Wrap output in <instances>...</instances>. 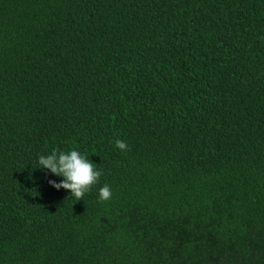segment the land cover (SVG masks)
I'll use <instances>...</instances> for the list:
<instances>
[{
  "label": "trees",
  "instance_id": "trees-1",
  "mask_svg": "<svg viewBox=\"0 0 264 264\" xmlns=\"http://www.w3.org/2000/svg\"><path fill=\"white\" fill-rule=\"evenodd\" d=\"M0 264H264V0H0Z\"/></svg>",
  "mask_w": 264,
  "mask_h": 264
},
{
  "label": "clouds",
  "instance_id": "clouds-1",
  "mask_svg": "<svg viewBox=\"0 0 264 264\" xmlns=\"http://www.w3.org/2000/svg\"><path fill=\"white\" fill-rule=\"evenodd\" d=\"M116 147L121 151H128V145L123 140L116 141ZM38 163L40 169H47L52 175L62 177V181L57 183L49 180L48 183L56 190L64 189L77 201L95 186L102 175L86 155L77 150L67 152H57L53 150L48 155L39 156ZM98 198L101 202H107L112 198L111 187L107 184L99 189Z\"/></svg>",
  "mask_w": 264,
  "mask_h": 264
}]
</instances>
